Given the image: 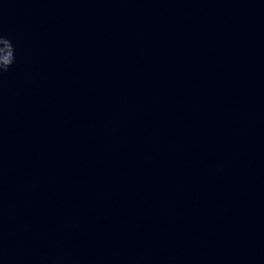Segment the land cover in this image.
Masks as SVG:
<instances>
[{
	"label": "water",
	"instance_id": "95a60500",
	"mask_svg": "<svg viewBox=\"0 0 264 264\" xmlns=\"http://www.w3.org/2000/svg\"><path fill=\"white\" fill-rule=\"evenodd\" d=\"M0 35V264H264V0H0Z\"/></svg>",
	"mask_w": 264,
	"mask_h": 264
},
{
	"label": "clouds",
	"instance_id": "9594fccd",
	"mask_svg": "<svg viewBox=\"0 0 264 264\" xmlns=\"http://www.w3.org/2000/svg\"><path fill=\"white\" fill-rule=\"evenodd\" d=\"M0 43L6 46L5 54L0 56V75H2L13 66L16 56L15 48L8 38L0 35Z\"/></svg>",
	"mask_w": 264,
	"mask_h": 264
}]
</instances>
